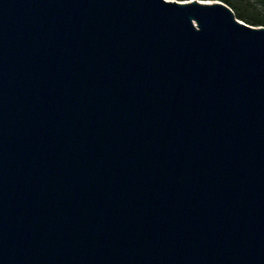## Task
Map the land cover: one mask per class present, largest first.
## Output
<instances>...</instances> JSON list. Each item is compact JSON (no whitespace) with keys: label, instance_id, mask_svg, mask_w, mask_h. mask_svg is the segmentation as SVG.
Listing matches in <instances>:
<instances>
[{"label":"water","instance_id":"obj_1","mask_svg":"<svg viewBox=\"0 0 264 264\" xmlns=\"http://www.w3.org/2000/svg\"><path fill=\"white\" fill-rule=\"evenodd\" d=\"M0 264H264V27L0 0Z\"/></svg>","mask_w":264,"mask_h":264},{"label":"trees","instance_id":"obj_2","mask_svg":"<svg viewBox=\"0 0 264 264\" xmlns=\"http://www.w3.org/2000/svg\"><path fill=\"white\" fill-rule=\"evenodd\" d=\"M179 2L191 0H176ZM199 1H220L228 5L236 17L248 25L264 27V0H199ZM249 6H248V4ZM252 7V8H250Z\"/></svg>","mask_w":264,"mask_h":264},{"label":"rangeland","instance_id":"obj_3","mask_svg":"<svg viewBox=\"0 0 264 264\" xmlns=\"http://www.w3.org/2000/svg\"><path fill=\"white\" fill-rule=\"evenodd\" d=\"M248 4V3H247ZM248 6H249V4H248ZM250 8H252V7H250Z\"/></svg>","mask_w":264,"mask_h":264}]
</instances>
